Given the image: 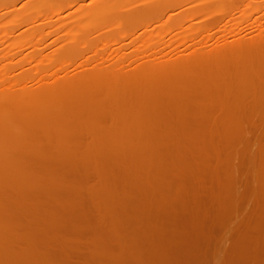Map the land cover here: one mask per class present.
Instances as JSON below:
<instances>
[{
    "label": "rangeland",
    "instance_id": "rangeland-1",
    "mask_svg": "<svg viewBox=\"0 0 264 264\" xmlns=\"http://www.w3.org/2000/svg\"><path fill=\"white\" fill-rule=\"evenodd\" d=\"M188 1L196 16L185 22L184 32L193 30L205 40L211 31L204 24L217 20L224 4ZM260 1L247 7L253 13L246 18L258 14L259 6L263 11ZM237 9L236 14L242 8ZM224 18L215 23L210 45L234 23L228 14ZM256 25L247 22L241 30L252 26L256 35ZM69 67L73 74L76 69ZM261 70L227 79L226 87L212 86V95L193 86L181 101L164 100L150 131L132 133L129 144L139 146L135 149L124 148V117L107 107L98 111L101 102L83 107L81 118L99 113L94 122L111 128L110 137L77 130L63 140L52 133L34 147L25 144L17 152L25 168L11 185H5L11 167L0 166V264H264ZM204 95L208 98L200 100ZM144 114L125 119L142 121ZM15 133L9 130L8 136ZM35 173V182H27Z\"/></svg>",
    "mask_w": 264,
    "mask_h": 264
},
{
    "label": "bare ground",
    "instance_id": "bare-ground-1",
    "mask_svg": "<svg viewBox=\"0 0 264 264\" xmlns=\"http://www.w3.org/2000/svg\"><path fill=\"white\" fill-rule=\"evenodd\" d=\"M242 1H219L225 12L204 27L208 26L206 29L212 32L215 23L218 25L227 14L238 24L226 19L231 28L224 30L228 31L226 34L215 35L217 44L210 45L213 32L205 40H200L198 34L196 37L193 30L184 32L188 26L185 22L196 16V11L189 4L186 6L187 0H0V166L7 163L14 170L6 171L5 185H11L13 175L25 168L17 156L18 150L28 144L34 147L41 136L54 133L63 140L70 133L86 130L93 137L97 134L110 137L111 128L94 122L99 113L91 116L94 119L81 118L85 106L101 102L98 111L107 107L116 116H123L120 126L128 140L124 148L135 149L139 146L129 144L132 133L150 131L148 127L159 115L164 100L181 101L193 86L205 88L212 95V86L226 87L227 79L247 76L252 70L261 72L264 9L259 6L258 12L254 8V14L259 15L256 13L251 20L246 16L253 11L245 10L251 4L258 6V0ZM236 4L242 8L237 12L239 22L234 19ZM243 21L245 25L257 24L256 35L251 30L254 27L249 29L252 26L242 31L246 29ZM239 23L245 28L237 26ZM50 35L51 40L48 38L41 45ZM84 35L89 39L83 40ZM14 39L17 41L13 44ZM206 40L210 42L207 44ZM199 42L207 45L201 46ZM177 45H182L180 50ZM188 47L193 50L187 51ZM105 52L109 60L103 55ZM100 55L104 56L103 62ZM99 59L101 63L97 62ZM72 65L76 69L73 74L69 67ZM204 98L208 97L199 99ZM142 112L145 113L142 121L128 123L125 119ZM87 122L92 124L86 125ZM9 130L16 133L8 136ZM35 176L36 173L30 174L27 182L34 183ZM245 237L248 239L249 235Z\"/></svg>",
    "mask_w": 264,
    "mask_h": 264
}]
</instances>
